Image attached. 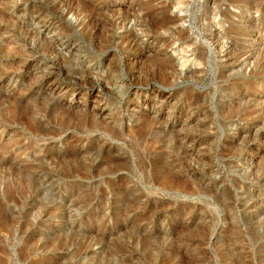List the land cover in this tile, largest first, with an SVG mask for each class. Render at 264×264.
<instances>
[{"label": "rangeland", "instance_id": "rangeland-1", "mask_svg": "<svg viewBox=\"0 0 264 264\" xmlns=\"http://www.w3.org/2000/svg\"><path fill=\"white\" fill-rule=\"evenodd\" d=\"M0 264H264V0H0Z\"/></svg>", "mask_w": 264, "mask_h": 264}, {"label": "bare ground", "instance_id": "bare-ground-1", "mask_svg": "<svg viewBox=\"0 0 264 264\" xmlns=\"http://www.w3.org/2000/svg\"><path fill=\"white\" fill-rule=\"evenodd\" d=\"M23 25V24H22Z\"/></svg>", "mask_w": 264, "mask_h": 264}]
</instances>
